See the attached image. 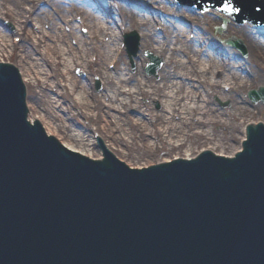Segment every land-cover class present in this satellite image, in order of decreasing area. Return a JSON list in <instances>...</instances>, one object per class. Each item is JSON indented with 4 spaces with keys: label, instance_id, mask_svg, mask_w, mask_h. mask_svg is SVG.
I'll return each instance as SVG.
<instances>
[{
    "label": "water",
    "instance_id": "obj_1",
    "mask_svg": "<svg viewBox=\"0 0 264 264\" xmlns=\"http://www.w3.org/2000/svg\"><path fill=\"white\" fill-rule=\"evenodd\" d=\"M11 80L0 67V264H264L262 125L235 160L135 173L75 160L24 128Z\"/></svg>",
    "mask_w": 264,
    "mask_h": 264
},
{
    "label": "bare ground",
    "instance_id": "obj_2",
    "mask_svg": "<svg viewBox=\"0 0 264 264\" xmlns=\"http://www.w3.org/2000/svg\"><path fill=\"white\" fill-rule=\"evenodd\" d=\"M43 1L0 0V16H5L6 20L13 24L17 36H21L23 42L22 45H16L13 42L14 34L0 28V62L16 65L22 73L24 83L31 88V96L28 98L31 122L38 117L42 118L47 134L57 137L67 149L95 160L102 159V152L96 148V142L91 135L85 130L77 129L75 123L72 129L66 114L58 113L59 108L56 106H59L61 101L57 99L54 106L55 99L52 95L58 90L55 81L62 78L70 83L69 92L71 91L69 93L64 90L66 94H61L64 103L69 102L71 97L74 98L79 90L78 103L73 99V108L77 106L79 111L76 118L88 117L89 119L83 118L85 125L96 123L99 126L97 131L107 141L108 148L121 152L120 160L125 161L131 168H147L158 162L169 163L170 155L184 148L185 158L193 159L194 146L205 143L207 139L218 141L215 146H208V150L226 155L220 150L226 149V141L219 139V135L212 129L206 132L208 135L202 131L209 126L223 125L224 116L231 122L226 128H231L232 122L238 121L236 117L244 118L248 114V101L242 96L243 91L248 88L251 79L264 83V31H256L251 25L237 27L231 24L228 32H236L249 53V63H239V58L233 50L226 46H223L222 50H216L213 46L215 38L206 37L202 32H197V38L191 44L182 40L185 29H176L171 16L163 20L159 18L167 30L166 36L161 38L153 31L156 20L149 13L122 7L117 10L116 20L108 18L103 8L82 0H48L50 8L54 7L52 12L43 6ZM144 1L177 7L172 0ZM26 6H30L29 12L24 9ZM173 8L166 7L167 14H172ZM184 14H187L186 21L201 24V14L180 10L177 15L182 17ZM209 14L220 20L231 21L214 11ZM209 14L204 18L211 17ZM66 16L68 17L65 19ZM74 16L82 19L89 30H93L89 37L90 42H86L81 31H77L78 28L73 24L69 27L67 21L65 28H59V23ZM219 23L221 22H216L215 25ZM85 24L83 25L86 26ZM128 28L142 32L144 49L166 59L159 73V82L141 79L143 73L140 70L137 74L125 77L123 71L127 70L121 69L123 53L114 52V48L122 40L116 29L120 32ZM54 40L63 48L54 47L50 43ZM177 44H181L183 48L178 50ZM181 51L187 57L186 61L182 60V57L179 58ZM116 52L118 59L114 58ZM91 53L98 57V63L91 64L87 60L86 63L83 62ZM37 55L40 59L35 57ZM65 57L67 58L64 60ZM109 59H116L118 73H111L105 68ZM148 62L143 59L141 69H144ZM61 65L63 70H60ZM79 68L82 69V76V73H88L89 77L101 79L104 84L101 95L93 92L87 82L78 80L81 77L77 71ZM195 82H198V85ZM129 86L136 91H126ZM211 96L223 101L230 100L232 110L222 113L208 101L207 98ZM139 97L151 100V105H143ZM156 98L161 101L160 111H155L152 106ZM61 104L63 105V102ZM233 113L235 114L232 115ZM74 120L72 119L73 122ZM223 129L226 136L227 130L225 127ZM245 138V134H242L241 139ZM158 146L163 147L159 149ZM240 149L241 147L232 150V156ZM159 155L166 158L159 160Z\"/></svg>",
    "mask_w": 264,
    "mask_h": 264
},
{
    "label": "rangeland",
    "instance_id": "obj_3",
    "mask_svg": "<svg viewBox=\"0 0 264 264\" xmlns=\"http://www.w3.org/2000/svg\"><path fill=\"white\" fill-rule=\"evenodd\" d=\"M46 1H48V0H46ZM90 1L96 3L98 6L103 7V9L105 10V12H107V14H109V16L108 15L107 16L109 18L111 16V18H115L116 20H118V12L116 11L117 10L116 9L117 7L119 9H121L122 7H125V8H128L129 10L139 11V12H142L144 14L149 13L156 20V24L154 25V30L153 31H155L156 34H159L161 38H164L166 36L167 30H166L165 25H162V21L160 22L159 17L166 19V18H169V16H174L173 18H171V20L174 21V24L176 25V29H178L179 27L180 28L183 27V29H185V32L186 33L184 34V36H182V40H184V41L187 40L188 37H189V35H190V41L193 42V41L196 40L197 32L198 31L199 32H202V33H204V35H206V37L209 36V37H211L213 39L215 38L216 41H214L213 46L216 47V50H222L223 49V46H226L228 49L233 50V52L237 54V56L239 58L238 59V62L239 63H241V61L242 62H244V61L246 62L247 61L249 63V53H248L247 49H246V53L247 54L244 55L240 50L235 49V48H231V47L227 46L226 44H224V42H223V41L228 40V39H230L232 37H235L236 39L240 40L241 43L243 42V40L239 36H237V33L236 32H234V31H231V33L228 32V30H230L231 23H229L227 25V28H226V30H225V32L223 34H218V33L215 32V27H216L215 23L216 22H219V21H218L217 18H215L212 15H209V16H211L209 18L199 17L201 19V24L198 25L195 22L186 21V15L187 14L186 15L184 14L182 17H179L177 15V14H179V11H180L179 9H176L174 14L172 12L173 15L172 14H167V12H166L165 9H166V7L169 8V9H171V6L160 5L158 3L152 4V3L145 2L144 0H90ZM44 5L51 12L53 11L54 7L50 8V6L46 4V2L43 4V6ZM159 6L161 7L160 9H163V12L162 13H159V8H158ZM29 9L30 8L27 7V10H29ZM67 17L68 16H66L64 18L66 19ZM65 19L63 20V22L59 23L61 27H59V26L58 27L60 29L65 28L64 24H66V21H67L68 25H69V22H72V23H70L71 26L73 24L76 28H78L77 31L78 30L81 31L80 33H82V36L85 37V39H89V37H90L91 33L93 32V30H89L88 27H87V25L85 23L84 24L86 26H84L82 19L77 18L75 16L74 17H71V18L69 17L68 20H65ZM1 22L3 24H7V23L9 24L8 27H3V28H5L8 31L9 30L13 31V34H14L13 35L14 36V42L17 43L18 41H20V38L19 39H15V37H18L17 36L18 34H17L16 28L13 26V24H10L9 22H5V21H1ZM71 26H69V27H71ZM118 28H119V25H118L117 29ZM117 29H116L117 35L120 36V37H122V38H124V40H125V36L126 35L132 34V33L136 34L137 37H138V51H137L136 55H133V54L131 55L128 51H125V52L123 51L124 52V57H123L121 69H126L127 70V71H123L124 74H126L125 77H129V75H131V74H133V75L134 74H137L139 72V70H140L143 73L141 79H146V80H151V81L152 80H155L156 82H159V80H160V74L159 73H160V71H162V68L164 66V63H165L166 59L165 58H159L158 56H156L151 51H149L147 49H144V47L142 46V32L141 31L129 30V28H128L127 30H125V32L123 31V33H121V32H118ZM176 29H175V31H176ZM187 30H189V31H187ZM191 32L193 34H190ZM58 34H59V32H58ZM56 41L57 40H54L53 42H50V43L53 44L54 47L61 46V44L59 42L56 43ZM88 41H90V40H88ZM17 44H20L21 45L22 43L21 42H18ZM94 44H95V42H94ZM243 44H244V42H243ZM122 46H123V43H121L120 45L118 44V47H119L120 50H121V47ZM156 48H158V47H156ZM177 48H178V50H181L183 48V46H181V44H177ZM115 49H116V47L114 48V50ZM67 50H69V49H67ZM146 54L147 55L148 54H151L153 56H156L157 58H159L162 61V67L158 71V73H157L156 76H149V75H147V73L145 72V68H146V65L147 64L144 65V69H141V65H142L141 62H142V60L143 59L147 60V58H146L147 55ZM178 56H179V58L182 57V60H185L186 61V59H187V57L184 56V52H182V51L179 52V55ZM178 56H176V57H178ZM35 57H38L39 58L40 56L37 55ZM66 58L67 57H65L64 60ZM97 59L98 58H96L91 53L88 57H85V60L83 62L86 63V60H87L89 63L90 62L97 63ZM109 60L107 61V67H105V68L106 69L108 68V70L110 72H113L114 73L116 71L115 62L114 63H111V62H109ZM62 62H63V60H62ZM62 65H61L60 70L61 69L63 70ZM81 70H82L81 68H79L77 70L79 72L78 73L79 75H81L80 74ZM82 74H83V76L81 75V77L78 78V80L79 81H82V82H87V84H89L90 87L92 88L93 92L101 95L103 93V90H104V84L101 82V79L99 77H96V78L89 77L88 76V73H82ZM195 83H197L196 85H198V82H195ZM55 84H58V90H57V92H55L52 95L53 98L55 99L54 106H56V103L55 102H57L58 100L61 101L59 105H61V103L64 101L63 99H61L62 98L61 97V94L64 93L63 89H68V86L70 85V83H68L66 81H63V79L60 78L58 81H55ZM130 87H132V86H129L126 89V91H129V89H132ZM260 88H264V83H262V82H260L259 80H256V79L255 80L253 79V81H252V79H251V81L249 82L248 88L243 91L242 96L248 101V105H247L248 114L245 116V118H242L241 119V120H244L245 119L243 121L244 122L243 125H241V120L240 121H237V119L239 120V118H240L238 116V117H236V121L238 123L235 122V121H233L232 122L233 124L231 125V128L230 127H227L226 128V125L228 126L231 122H230V120H229L228 117L224 116V118H223L224 120L222 122L223 125H221L219 127H211V126H209V128H205V131H202L203 133H206L209 129H212L213 131H215V133L217 135H219V137H220L219 139H224L226 141V145H227L226 146V149L225 150L224 149H220V150L226 152L227 155H230L231 151L234 148H236L237 146H242V142L243 141L241 140V135H242L243 131L245 132V128H246V126L248 124H250L252 122H256V123L262 122V123H264V103L259 102L258 104H253L249 100V98H248V93L250 92V90H256L257 91ZM132 90L133 91H136V89H132ZM31 91L32 90L29 87V91H28L29 98L31 96ZM71 99H70L71 102L69 101L67 103H63L64 105H62V109H60V112L58 111V113L63 112V114H66L67 119H69V124L70 125L73 126L74 123H75V125L77 126V129H79L81 131H84V130L87 131V133H89V135H91V138H95V139H96V137L101 138L103 140V142L107 145V141L104 138H102L100 136V134L97 132V129L99 128V126L96 123H92V124L85 125V120L84 119H89L88 117L84 116L83 117L84 119L82 117L81 118H76V115L78 114V107L75 105L76 108H73V106H74L73 105V103H74L73 102V99L75 100V102L78 103L77 100L80 99L79 90H77V93L74 95V98L71 97ZM207 99H208V101H210V103H211L212 106H215V107L219 108L222 113H227V112H230L232 110V102L230 100L223 101L222 99H220L218 97H214V96L213 97L211 96V97H209ZM30 101H31V99H30ZM139 101L143 105H151V103H150L151 100L148 101L147 99H144L143 97H139ZM160 104H161V101L158 100V98H156L153 101L152 106H153V108H155V111H160V109H161V107H160L161 105ZM226 105H228V106H226ZM117 107L118 106H116V108ZM142 110L144 111L145 109L143 108ZM41 114H42V112H41ZM86 114H88V113L86 112ZM234 114L235 113H233L232 115H234ZM74 116H75V118H73ZM145 117L148 119V114H146ZM37 119H40L42 121V118H39L38 117ZM72 119H75V120H74L73 123H70V122H72V121H70ZM223 126L225 127V130H227L226 136H224V134H223V131H224V129H223L224 127ZM232 131H234V132H232ZM200 133H201V130H200ZM206 135H208V134L206 133ZM130 143H132V141H130ZM217 143H218V141H213L212 139L211 140L210 139H207L205 141V143H199L198 145H195L194 146V148H193L194 154L197 155L199 151H202L201 149H202L203 146H205V147H208V146L209 147H212V145L215 146V144H217ZM187 145H188V143H187ZM221 146H222V143H221ZM99 147L100 146L98 145V150H100ZM158 148H161V146H158ZM122 150L124 151L123 148H122ZM114 152L117 153V157L120 158V155L118 154L119 151L118 152L117 151H114ZM176 153L177 152L171 154L170 157L172 159H175ZM185 153H186V151L184 149L181 152V154L184 156ZM164 158H166V156H164V155H161L160 156L159 155V160H163Z\"/></svg>",
    "mask_w": 264,
    "mask_h": 264
},
{
    "label": "snow or ice",
    "instance_id": "obj_4",
    "mask_svg": "<svg viewBox=\"0 0 264 264\" xmlns=\"http://www.w3.org/2000/svg\"><path fill=\"white\" fill-rule=\"evenodd\" d=\"M205 11H208V9H205ZM219 11L227 12L229 14L235 13L237 15L240 13V9L235 7L232 0H225L224 6L222 8H220Z\"/></svg>",
    "mask_w": 264,
    "mask_h": 264
}]
</instances>
